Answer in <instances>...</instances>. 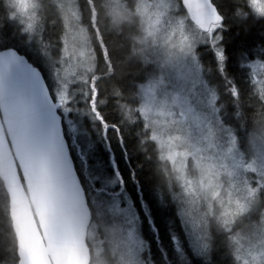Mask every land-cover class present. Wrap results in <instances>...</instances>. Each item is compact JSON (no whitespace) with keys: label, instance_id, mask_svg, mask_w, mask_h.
I'll return each instance as SVG.
<instances>
[{"label":"snow or ice","instance_id":"6c2138e0","mask_svg":"<svg viewBox=\"0 0 264 264\" xmlns=\"http://www.w3.org/2000/svg\"><path fill=\"white\" fill-rule=\"evenodd\" d=\"M17 8L27 39L0 28V147L46 181L54 226L90 225L96 264H264V0ZM7 214L0 264H28Z\"/></svg>","mask_w":264,"mask_h":264},{"label":"water","instance_id":"95a60500","mask_svg":"<svg viewBox=\"0 0 264 264\" xmlns=\"http://www.w3.org/2000/svg\"><path fill=\"white\" fill-rule=\"evenodd\" d=\"M10 67L15 70L16 63ZM0 178L9 194V208L28 264H88L91 248L84 238L90 225L81 229L73 218L60 229L54 226L46 181L25 170L22 153L15 147H0Z\"/></svg>","mask_w":264,"mask_h":264},{"label":"trees","instance_id":"16d2710c","mask_svg":"<svg viewBox=\"0 0 264 264\" xmlns=\"http://www.w3.org/2000/svg\"><path fill=\"white\" fill-rule=\"evenodd\" d=\"M218 4H220L221 9L223 10L224 0H217ZM241 12L249 11L243 3L240 4ZM14 8L7 0H0V28L4 29L5 34L12 32L13 35L9 36L8 43L16 44L20 39H27V34L23 33L21 30L24 27L23 20H20L13 13ZM231 15V13H229ZM231 24V28L229 34L235 32L237 29L240 30L243 35L245 20L241 17H234L229 21ZM255 27H259L256 25ZM227 29V26H226ZM9 209V194L6 190L5 184L3 180L0 178V244L3 243L5 234H9L11 232V226L9 223V216L7 214ZM89 246L91 248L92 253V261L93 264H96L97 254L95 250L97 249V245L95 242L89 241ZM97 252V250H96ZM104 260V258H103ZM104 260V264H105ZM11 264V261L9 262Z\"/></svg>","mask_w":264,"mask_h":264},{"label":"rangeland","instance_id":"374dc122","mask_svg":"<svg viewBox=\"0 0 264 264\" xmlns=\"http://www.w3.org/2000/svg\"><path fill=\"white\" fill-rule=\"evenodd\" d=\"M9 3H11V5L13 6L14 8V15H16L20 20H23L24 21V17H22L21 13L18 11V8H17V0H7ZM91 230V228H89V231ZM95 253L97 254L96 250H95ZM104 260H105V264H111V262L107 259V257H103Z\"/></svg>","mask_w":264,"mask_h":264}]
</instances>
